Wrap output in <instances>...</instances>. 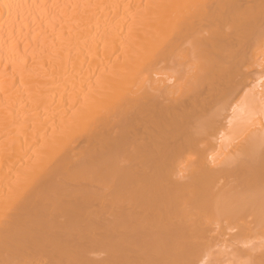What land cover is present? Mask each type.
Segmentation results:
<instances>
[{
    "label": "bare ground",
    "instance_id": "1",
    "mask_svg": "<svg viewBox=\"0 0 264 264\" xmlns=\"http://www.w3.org/2000/svg\"><path fill=\"white\" fill-rule=\"evenodd\" d=\"M0 264H264V0H0Z\"/></svg>",
    "mask_w": 264,
    "mask_h": 264
},
{
    "label": "rangeland",
    "instance_id": "2",
    "mask_svg": "<svg viewBox=\"0 0 264 264\" xmlns=\"http://www.w3.org/2000/svg\"><path fill=\"white\" fill-rule=\"evenodd\" d=\"M212 247H214V246H212ZM215 247H218V246L216 245ZM215 247H214V249L212 248V252H214V253L216 254L217 252H215V251H213V250L216 249V251H218L219 249H217V248H215ZM218 248H219V247H218ZM209 249H211V248L209 247ZM209 249H206V250L204 249V251H203V249H202V252L204 253L205 251H208ZM181 250H182V252L179 253V254L183 255V253L185 254V253L187 252V253H186V256H187V254L190 255V252L192 251V249L189 250V248H187V250L190 251L189 253H188V251H186V249H184V251H183V249H181ZM181 250H179V252H180ZM199 251H200V250H199ZM199 251H198V252H199ZM209 251H210V250H209ZM202 252H199V253H200L199 255L203 254ZM191 253H192V252H191ZM205 253H206V254H209V252H208V253L205 252ZM210 253H211V252H210ZM195 254H196V253H195ZM218 254H219V253H217V255H218ZM177 255H178V253H177ZM199 255H198V256H199ZM217 255H212V257H213V256H217ZM178 256H179V255H178ZM184 256H185V255H184ZM190 256H193V255L191 254ZM202 256H203V255H202ZM196 257H197V254H196ZM204 257H208V256H205V255H204ZM204 259H205V258H204Z\"/></svg>",
    "mask_w": 264,
    "mask_h": 264
}]
</instances>
